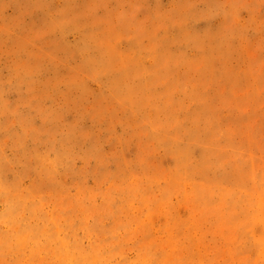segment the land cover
<instances>
[{"label": "rangeland", "instance_id": "rangeland-1", "mask_svg": "<svg viewBox=\"0 0 264 264\" xmlns=\"http://www.w3.org/2000/svg\"><path fill=\"white\" fill-rule=\"evenodd\" d=\"M0 264H264V0H0Z\"/></svg>", "mask_w": 264, "mask_h": 264}]
</instances>
